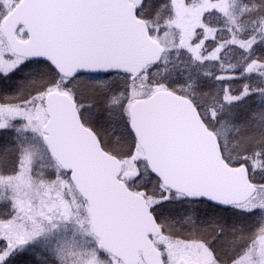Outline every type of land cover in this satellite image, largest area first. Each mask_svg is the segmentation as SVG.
I'll use <instances>...</instances> for the list:
<instances>
[{
  "label": "snow or ice",
  "instance_id": "6c2138e0",
  "mask_svg": "<svg viewBox=\"0 0 264 264\" xmlns=\"http://www.w3.org/2000/svg\"><path fill=\"white\" fill-rule=\"evenodd\" d=\"M0 264H264V0H0Z\"/></svg>",
  "mask_w": 264,
  "mask_h": 264
}]
</instances>
